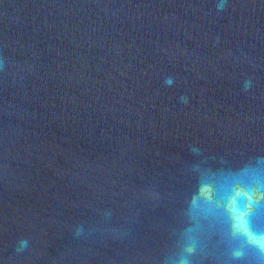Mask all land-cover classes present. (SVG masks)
<instances>
[{
	"label": "water",
	"instance_id": "obj_1",
	"mask_svg": "<svg viewBox=\"0 0 264 264\" xmlns=\"http://www.w3.org/2000/svg\"><path fill=\"white\" fill-rule=\"evenodd\" d=\"M264 0H0V264H264Z\"/></svg>",
	"mask_w": 264,
	"mask_h": 264
},
{
	"label": "snow or ice",
	"instance_id": "obj_2",
	"mask_svg": "<svg viewBox=\"0 0 264 264\" xmlns=\"http://www.w3.org/2000/svg\"><path fill=\"white\" fill-rule=\"evenodd\" d=\"M250 227L252 228L253 231H256V232H262V231H264V230H261V228L258 227V225L255 224V223H251L250 224Z\"/></svg>",
	"mask_w": 264,
	"mask_h": 264
}]
</instances>
